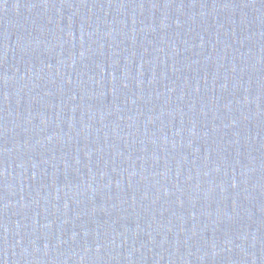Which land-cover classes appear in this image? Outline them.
<instances>
[{"label":"water","instance_id":"obj_1","mask_svg":"<svg viewBox=\"0 0 264 264\" xmlns=\"http://www.w3.org/2000/svg\"><path fill=\"white\" fill-rule=\"evenodd\" d=\"M0 264H264V0L0 2Z\"/></svg>","mask_w":264,"mask_h":264},{"label":"snow or ice","instance_id":"obj_2","mask_svg":"<svg viewBox=\"0 0 264 264\" xmlns=\"http://www.w3.org/2000/svg\"><path fill=\"white\" fill-rule=\"evenodd\" d=\"M0 2H3V0H0Z\"/></svg>","mask_w":264,"mask_h":264}]
</instances>
